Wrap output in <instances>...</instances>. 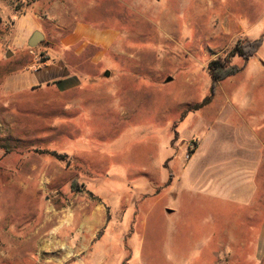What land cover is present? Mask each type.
<instances>
[{
  "label": "rangeland",
  "instance_id": "1",
  "mask_svg": "<svg viewBox=\"0 0 264 264\" xmlns=\"http://www.w3.org/2000/svg\"><path fill=\"white\" fill-rule=\"evenodd\" d=\"M80 22L116 27L112 50L89 45L74 88L27 85ZM262 198L264 0H0V264H264Z\"/></svg>",
  "mask_w": 264,
  "mask_h": 264
},
{
  "label": "crops",
  "instance_id": "2",
  "mask_svg": "<svg viewBox=\"0 0 264 264\" xmlns=\"http://www.w3.org/2000/svg\"><path fill=\"white\" fill-rule=\"evenodd\" d=\"M119 35L120 31L112 25H108L106 27H97L86 22L78 23L74 27L72 32L59 37V43L56 45V48L52 49V51H55V53L49 52L48 57L45 61L39 62V57L28 56V59L32 60L27 65L28 69L32 67L33 69L32 72L28 75L26 74V77L24 78L26 84L31 86H42L44 84L55 83L62 89H70L76 87L78 85L77 70L80 65V59H82L81 57L84 55L85 49L89 45H92L96 48L95 53L88 57L91 63L96 64L102 57H105V55L112 50L114 44L117 42ZM33 62L35 63L33 64ZM258 136L259 135L252 130L250 133H248V136L244 137L245 139H248L247 143L249 144V153L255 151L256 138ZM237 147L238 146H236V148ZM244 147L247 148V144ZM236 169L242 170L248 174L252 173L251 177L254 178L255 161L248 158L247 162L237 163ZM252 190L254 192L253 196H251L253 210L255 209L254 205L256 203L254 184L252 186ZM237 197L244 199L243 196ZM259 201L260 203H264V198L260 199ZM167 211L172 212L173 210L168 209ZM93 222L94 219H89V223ZM137 230L138 229L135 228L133 231H131V233H128L129 238H125V240L127 241L130 239V242L127 244L128 251L126 253L129 254L131 251V257L129 258H131V260H134V262L138 260L140 254V244L138 245L139 232ZM111 233L112 230H109L107 232V239L113 238ZM99 240L100 239H98L97 241ZM94 244L95 242L92 244L93 247ZM63 249L71 254L72 250L69 246L64 245ZM257 249L264 251V223L260 236L258 238V242L256 243L255 251ZM100 250L102 249L98 247L94 251L97 253ZM131 263H133V261ZM95 264H101V262Z\"/></svg>",
  "mask_w": 264,
  "mask_h": 264
},
{
  "label": "trees",
  "instance_id": "3",
  "mask_svg": "<svg viewBox=\"0 0 264 264\" xmlns=\"http://www.w3.org/2000/svg\"><path fill=\"white\" fill-rule=\"evenodd\" d=\"M261 43L262 39L260 38L252 42L245 41L242 43V41H238L229 52V57L240 55L247 59L256 53ZM208 67L213 78V88L218 82L235 75L240 71L238 65L230 63L228 56L225 58V61H222L221 59L211 60L208 64ZM207 101L208 99H205L201 105L206 104ZM53 154H56V152H53ZM59 157L62 158L63 155L61 156V154H59Z\"/></svg>",
  "mask_w": 264,
  "mask_h": 264
},
{
  "label": "water",
  "instance_id": "4",
  "mask_svg": "<svg viewBox=\"0 0 264 264\" xmlns=\"http://www.w3.org/2000/svg\"><path fill=\"white\" fill-rule=\"evenodd\" d=\"M43 38H44V34L41 31L36 30L30 36V38L28 40V44H29V46H35V45L38 44V42H40L41 40H43ZM9 54H10V52H8V55Z\"/></svg>",
  "mask_w": 264,
  "mask_h": 264
}]
</instances>
